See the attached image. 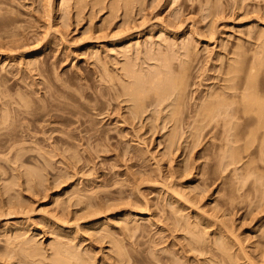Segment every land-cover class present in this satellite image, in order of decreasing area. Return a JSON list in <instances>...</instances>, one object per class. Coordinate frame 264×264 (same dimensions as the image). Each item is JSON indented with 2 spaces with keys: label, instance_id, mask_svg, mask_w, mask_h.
Instances as JSON below:
<instances>
[{
  "label": "rangeland",
  "instance_id": "374dc122",
  "mask_svg": "<svg viewBox=\"0 0 264 264\" xmlns=\"http://www.w3.org/2000/svg\"><path fill=\"white\" fill-rule=\"evenodd\" d=\"M3 1L9 34L20 43L10 36V45L6 35L0 40L6 46L0 53V264H22L25 252L17 247L31 240L46 256L57 240L76 247L92 264H169L173 258L208 264L209 254L187 247L185 221L207 234L208 247L219 237L229 240L226 249L241 259L230 261L264 264V162L242 153L222 174L218 127L212 123L195 142L191 112L224 85L230 61L243 62L245 70L264 46V0H69L65 6L51 0V8L50 0ZM184 44L195 62L171 143L166 104L147 99L134 118L115 80L127 57L141 73L159 67L156 57L172 50L183 52L171 54L179 64L187 58ZM42 108L50 116L42 118ZM33 110L41 111L35 123L15 118ZM11 136L26 140L15 144ZM248 159L260 176L241 170ZM25 170L38 179L28 183Z\"/></svg>",
  "mask_w": 264,
  "mask_h": 264
},
{
  "label": "bare ground",
  "instance_id": "6f19581e",
  "mask_svg": "<svg viewBox=\"0 0 264 264\" xmlns=\"http://www.w3.org/2000/svg\"><path fill=\"white\" fill-rule=\"evenodd\" d=\"M67 1L69 0H60V3L61 5H68L69 3H67ZM81 1V0H80ZM79 0L77 1L78 4L80 2ZM3 0H0V40L1 38H4L5 35L7 36V40H9V43H10V36L12 38V42L13 44H15L16 40L15 37H17V35H15V37L13 38V35L12 33L9 34V25L11 24H8L6 22V12L4 11V9H2L1 6H3ZM49 2V0H48ZM70 2V1H69ZM76 2V3H77ZM99 2V0H98ZM47 3V2H45ZM44 3V4H45ZM51 5V0H50V3ZM49 4H45V8H46V11L48 12L49 9L53 6H49ZM4 5H6L4 3ZM46 5H48L50 8H48V6L46 7ZM63 7V6H62ZM64 8H68L67 6L64 7ZM64 9V10H66ZM7 11V10H6ZM45 11V12H46ZM67 11V10H66ZM5 12V13H4ZM9 12V11H8ZM44 12V13H45ZM50 12L51 10L49 11V14L47 13V15L50 16ZM3 13L6 14L5 16H3ZM63 13V12H62ZM66 13V12H64ZM46 15V16H47ZM63 15V14H62ZM49 16H47L48 18H50ZM66 16V15H65ZM5 17V18H3ZM13 17V16H12ZM10 18V17H9ZM5 19V20H4ZM62 19V18H60ZM64 19V17H63ZM11 19L9 20V23H10ZM12 23V22H11ZM63 23H64V20H63ZM51 26V25H50ZM49 26V27H50ZM11 30V29H10ZM8 34V35H7ZM19 36V35H18ZM23 36V35H22ZM25 36V35H24ZM264 38V37H263ZM18 41L20 39V37L18 38ZM6 40V39H5ZM4 40V42H6ZM264 40V39H263ZM262 40V42H264ZM3 41V40H1ZM0 41V42H1ZM15 43H14V42ZM7 43V42H6ZM7 43V45L9 44ZM10 43V45H11ZM1 46H3V43H0ZM23 45V44H22ZM21 45V46H22ZM260 45H262L260 43ZM14 46V45H13ZM188 46V45H186ZM184 44V46L182 45L181 47H183V49H185V56L187 57L185 60L182 59V56L183 53L181 51V53H174L173 54V50H172V53H170V55H167L166 53H162L160 56L156 57L157 61L159 62L158 65L159 67H155L156 69H153L152 71H149L151 73H149L148 71L147 72H142L141 73V70H135V66L133 67V65L129 62L131 61H127L126 59H128V57L124 60L123 63H126V64H122L121 65V68L120 71L123 72V75H117V79L115 81H117V83H119L118 86H120L119 88V91L123 96L127 97L126 98V102H130L131 105H130V110L132 112V116L134 117V115H137L141 112H144V108L147 107V99H150L149 101V104H155L157 106H161V105H164V103L166 104L165 106H161V107H165V109L168 111L167 112V116H165L164 119H166V122L168 123H172V125L174 126L173 128V134L172 136H169V140L171 141V143H173V141L175 142V140L177 139V131H175V128L176 130L178 129V127H180L181 125V120H182V115H183V112L186 110H184V107H186V91H187V88L189 86V77L190 75H192V69L194 68L193 67V62H195V59H193L192 57L195 58V55L192 53V49L189 50V47L187 48ZM259 46V45H258ZM6 46H4V48H0L1 49H5ZM9 49H11L9 47V45L7 46ZM179 47L178 49V52L179 50H181ZM186 47V48H185ZM264 47V46H263ZM262 46L259 47V50H257V52L254 54V59L253 61H249L248 63V66L246 65V69L243 70V66H241L243 64V62L240 64L239 61H230L229 63V66L227 64V68L225 69V75H226V78H224V85L222 87H220L218 90H213V92H209V94H206V97H204V99H202L200 102H198L197 104H195V107L193 108V121H192V129L193 131L195 132L193 134V140H195V142L199 140V138H201L204 130H206L209 125H211L212 123L215 124V128L218 127V131H219V138L221 140V145L219 147V160H220V167L222 168L223 172L222 174H225V170L227 168H229V166H237L238 163H240V160L241 157H242V153H249L250 155H253V156H257L259 157V160H263L264 162V81H260L259 79V76L261 75V73L264 71L261 69L262 65H264V60H263V55H264V50H262L261 48H263ZM6 48V49H8ZM18 48V47H17ZM22 48V47H20ZM19 48V49H20ZM16 49V48H15ZM182 49V50H183ZM17 50V49H16ZM128 49L126 48V51ZM7 51V50H5ZM9 51V50H8ZM12 51V50H10ZM192 51V52H191ZM15 52V50H14ZM13 52V53H14ZM0 53H4L3 50H1ZM12 53V52H11ZM168 53V54H169ZM150 54V53H149ZM148 54V57H150ZM171 54H173L172 56H175V54L179 55L180 57V54L182 55L180 60H178V63L179 64H174L173 61H175V57H172ZM192 54L194 56H192ZM237 54V53H235ZM259 54H261V57ZM3 55V54H1ZM126 54H124L125 56ZM152 55V54H150ZM239 55V54H238ZM236 55V56H238ZM31 56V55H30ZM153 57L154 54L152 55ZM151 56V58H153ZM241 56V55H240ZM4 57H7L4 56ZM176 58V61L177 59ZM240 58H243V56H241ZM236 59H239L236 57ZM129 64H128V63ZM238 63V64H237ZM245 63V61H244ZM243 67V68H240L239 67ZM244 65V64H243ZM243 71H242V70ZM262 70V72H261ZM143 71V70H142ZM203 72V71H202ZM243 73V74H240V73ZM146 73V74H145ZM149 73V74H148ZM121 74V73H120ZM264 74V73H263ZM262 76V75H261ZM264 77V76H263ZM126 78V79H125ZM114 79V78H112ZM264 79V78H263ZM114 81V80H113ZM112 83V82H111ZM116 84V83H115ZM117 86V87H118ZM118 89V88H117ZM210 89V88H209ZM211 90V89H210ZM188 92V91H187ZM188 94V93H187ZM120 95V96H121ZM189 100V99H188ZM191 100V99H190ZM27 104V102L25 103ZM29 105V104H27ZM26 105V107H27ZM167 106V107H166ZM30 107V106H29ZM158 107V108H159ZM28 108V107H27ZM45 108V107H44ZM42 108V111H43V115H41V111L39 112L40 114H37L36 113V110L33 112H29V111H23V112H17V115L15 113V118H18V119H21V120H28V123L30 122L31 124L32 123H35V120H33V118H36L37 115H41L42 118L46 116H50L49 112L45 114V109ZM190 108V106H189ZM188 108V109H189ZM25 109V108H24ZM60 109V108H59ZM73 109V108H72ZM191 109V108H190ZM28 110V109H27ZM129 110V112H130ZM39 111V109H38ZM77 113V112H76ZM68 114V113H67ZM70 114V113H69ZM131 114V113H130ZM71 115V114H70ZM76 115V114H75ZM28 116L30 117V119L28 118ZM52 116V115H51ZM56 116V115H55ZM77 116V115H76ZM135 118V117H134ZM192 118V117H191ZM41 121V120H40ZM43 121V119H42ZM78 121V120H77ZM79 122V121H78ZM32 126V125H31ZM37 126V125H36ZM33 128V127H32ZM35 128V127H34ZM30 129V128H29ZM31 130V129H30ZM31 132V131H30ZM15 133V132H13ZM12 134V133H10ZM17 134V133H16ZM14 135V134H12ZM15 136V135H14ZM14 136H11L13 137V142L16 144L18 143L19 141H23L25 142L26 138H20L18 139V136L17 138L14 137ZM23 137V136H22ZM22 139V140H21ZM242 142L243 144L240 146V148H236V145L238 143ZM22 143V142H21ZM20 143V144H21ZM193 144H196V143H193ZM19 145V144H18ZM13 146H16V145H13ZM27 151V150H26ZM16 156V155H15ZM256 160V159H255ZM258 160V158H257ZM251 161V160H250ZM249 159H248V162H250ZM246 163V162H245ZM255 162L251 161L250 163L246 164L247 166H244V168L241 170H243L246 174L249 175V173L252 175V174H256V175H259V172H258V168L257 167H249V165L251 164H254ZM262 163V162H261ZM263 164V163H262ZM245 165V164H244ZM256 166V165H255ZM258 166V165H257ZM239 167V166H238ZM242 167V166H241ZM234 169V170H233ZM232 171H233V177H234V181H236V178L237 180H241L240 179V176L239 178L237 177V174H239V171H241L239 169V171H237V167L236 168H233ZM29 170V169H28ZM26 171L25 170V174H26V177L28 178L27 181L28 183L30 182L32 184V182H34V180H36V178L38 179V174H37V177H33L32 174H29V171ZM261 170V169H260ZM31 171V170H30ZM238 173H237V172ZM34 172V171H33ZM222 172V171H221ZM258 172V173H256ZM32 173V172H30ZM37 173V172H36ZM241 173V172H240ZM249 175V176H251ZM256 175H255V178H256ZM260 176V175H259ZM263 176V175H262ZM261 176V177H262ZM248 177V176H247ZM259 178L260 180V177H257V179ZM224 180V177L221 178ZM244 179V177H243ZM264 179V178H263ZM237 181L236 183L240 182V181ZM245 181V180H244ZM243 181V182H244ZM254 182V181H253ZM259 182V181H258ZM232 183H235L232 181ZM255 183V182H254ZM246 184V182H245ZM259 184V183H258ZM226 185V184H225ZM238 185V184H237ZM240 185V184H239ZM241 185H243L241 183ZM240 185V186H241ZM256 185V184H255ZM263 185V184H262ZM236 186V185H235ZM235 186H232V187H235ZM252 188H254V190L256 189L254 187V185L252 184ZM259 186V185H258ZM261 186V185H260ZM244 188V185L241 186ZM236 188V187H235ZM259 190H260V187H258ZM264 188V187H263ZM263 188L261 190H263ZM238 189V188H237ZM242 189V188H241ZM240 188L238 190H241ZM249 189V188H247ZM234 190V188H233ZM244 190V189H243ZM224 191V190H223ZM245 191V190H244ZM249 191V190H248ZM256 191V190H255ZM235 192V191H234ZM237 192V191H236ZM241 192H243L241 190ZM240 192V193H241ZM250 192H253V191H250ZM264 192V191H263ZM230 193V192H229ZM233 193V192H232ZM247 193V192H246ZM256 193V192H255ZM259 193H262V191H260ZM238 194V193H237ZM236 194V195H237ZM243 194V193H242ZM245 194V193H244ZM232 195V194H231ZM230 195V196H231ZM239 195V194H238ZM249 195V194H248ZM258 195V194H257ZM229 196V197H230ZM234 196V195H233ZM244 197V195H242ZM260 196V195H259ZM262 196V195H261ZM260 196V197H261ZM236 197V196H235ZM234 197V198H235ZM239 197V196H238ZM243 197H240V198H243ZM247 197V196H246ZM233 198V201H235ZM259 198V197H258ZM236 199V198H235ZM232 201V197L230 199ZM230 201V202H231ZM256 201V200H255ZM254 201V202H255ZM237 202V201H236ZM240 200H239V204H240ZM253 202V201H252ZM253 202V204H254ZM238 203V202H237ZM256 203V202H255ZM231 204H233L231 202ZM251 204V203H250ZM253 204H251L253 206ZM257 204V203H256ZM258 205V204H257ZM225 206V205H224ZM223 206V207H224ZM227 206V205H226ZM229 206V205H228ZM251 206V207H252ZM231 207V206H230ZM182 217V216H181ZM183 218V217H182ZM181 218V219H182ZM188 219V218H187ZM186 220V219H184ZM201 220V219H200ZM183 221V220H182ZM187 222V221H185ZM184 222V223H185ZM190 223V221H188ZM223 222V221H222ZM221 222L220 225H223ZM183 223V222H182ZM181 223V224H182ZM183 223V224H184ZM198 223V222H196ZM204 223V222H203ZM226 223V221H224V224ZM182 224V227H186L185 228V231L187 232L188 234V239L185 238V240H188L189 244L187 247H191V249L193 251H196L195 253H197L199 251V254H209V257H210V260H209V263L210 264H236L234 263L233 261L234 260H237V259H234L232 258L231 254H234V253H229V251H231L230 249H226V246L227 248L228 245V241L226 242L225 240H223L221 237L219 238H214L216 239L214 242V245L211 244L210 241H212L210 239V243L211 246H207L206 245V236L207 234L204 235L203 232H200L201 228L198 229L200 231H197V228H191V226H189V224L186 223L187 226H183ZM192 224V223H191ZM195 224V223H194ZM219 224V223H218ZM198 225V224H196ZM208 225V224H207ZM227 225V224H226ZM206 226V225H205ZM225 226V225H224ZM229 226V225H228ZM196 227V226H195ZM202 227V226H201ZM204 227V226H203ZM223 227V226H222ZM205 228V227H204ZM208 228V227H207ZM206 228V229H207ZM229 228H231L229 226ZM183 229V228H182ZM196 229V230H195ZM216 229V228H215ZM219 229V228H218ZM184 230V229H183ZM182 230V231H183ZM228 230L230 231V229L226 228V231L228 232ZM232 230V229H231ZM205 231V230H204ZM208 231V230H206ZM217 231V230H216ZM219 232V231H217ZM223 232V230L221 231ZM207 233H210V232H207ZM213 233V232H212ZM230 233V232H229ZM232 233V232H231ZM223 234V233H222ZM236 234V233H234ZM214 235V234H213ZM228 235V233H227ZM232 235V234H231ZM17 236V235H16ZM20 235H18L16 238H18ZM209 236V235H208ZM220 236H222L220 234ZM234 236V235H233ZM213 237V236H212ZM236 237V235L233 237V239ZM238 237V235H237ZM236 237V238H237ZM209 238V237H208ZM213 238V239H214ZM232 238V237H231ZM230 238V239H231ZM30 240V239H29ZM240 240V239H239ZM25 241V240H24ZM208 241V240H207ZM231 241V240H230ZM238 241V240H237ZM243 241V240H242ZM242 241H240V243H242ZM22 242V241H21ZM33 241H25L22 245H19L17 248L20 249L21 251L23 250L25 253H24V257L22 258V261L24 264H89L91 263L90 261L89 263L87 262L88 260H85V257H83L84 255L80 254L79 251L80 249L77 251L75 250L76 247H73V246H70V247H73V249H68V246L67 248H65L66 245L68 244H64L63 247L60 245V242L59 244L57 243L58 240L55 242L57 245H54L52 246V244L50 245L51 247V254L52 256H49L47 255L46 256V253L45 251L43 253L40 252V249L39 247H37V244L35 245L34 243H32ZM226 242V243H225ZM233 242V241H232ZM230 242V243H232ZM65 243V242H64ZM187 243V242H186ZM240 243L238 244H234L236 246H233V247H237L240 246ZM244 243V241H243ZM121 245V244H120ZM231 245V244H230ZM232 246V245H231ZM69 247V248H70ZM113 247L114 249L117 251V254L120 259L123 260V250H121L118 242H115L114 241V244H113ZM183 247V246H182ZM181 247V248H182ZM232 247V248H233ZM242 247V246H240ZM29 248L32 249L31 252H27V251H30ZM186 248V247H184ZM239 248V247H238ZM28 249V250H27ZM183 249V248H182ZM187 249V248H186ZM190 249V248H189ZM242 249V248H241ZM244 249V247H243ZM247 249V248H246ZM244 249V250H246ZM185 250V249H184ZM183 250V251H184ZM42 251V249H41ZM49 251V250H48ZM192 251V253H193ZM233 251V250H232ZM242 251V250H241ZM240 251V253L242 254L241 257H243V253ZM16 252V248H15V251ZM187 252V250H186ZM190 252V251H189ZM201 252V253H200ZM235 252V251H234ZM237 252V251H236ZM235 252V253H236ZM244 252V251H243ZM18 253V251L16 252ZM116 253V252H115ZM172 253V252H170ZM239 253V254H240ZM173 254V253H172ZM182 254V253H181ZM188 254V253H187ZM238 254V253H237ZM245 254V253H244ZM14 255V253L12 254ZM16 255V254H15ZM236 255V254H234ZM247 255V253H246ZM251 255V254H250ZM38 256L36 259L37 260H34L35 257ZM169 256H171L169 254ZM179 256V255H178ZM181 256V255H180ZM185 256V255H184ZM206 256V255H204ZM249 256V255H247ZM174 257V256H173ZM183 257V256H182ZM208 257V258H209ZM228 257V258H227ZM230 257L232 259H234L233 261H230ZM239 257V256H238ZM236 257V258H238ZM251 257V256H250ZM258 257V256H257ZM34 258V259H33ZM39 258V259H38ZM165 258V257H164ZM184 258V257H183ZM188 258V257H187ZM186 258V259H187ZM244 258V257H243ZM249 258V257H248ZM155 259V258H154ZM162 259V258H161ZM176 260V258H173ZM185 259V258H184ZM185 259V261H187ZM229 261H228V260ZM240 259V257H239ZM238 259V260H239ZM246 256H245V260H246ZM261 259H262V256H261ZM260 259V260H261ZM263 259H264V256H263ZM160 260V259H159ZM170 260L171 264H182L181 262H179V259L178 261L176 260ZM237 260V261H238ZM241 260V259H240ZM254 260V259H253ZM252 260V262H253ZM157 261V260H156ZM184 261V262H185ZM243 261V260H242ZM256 261V260H255ZM264 261V260H263ZM21 262V263H22ZM203 262V261H202ZM206 262V261H205ZM241 262V261H239ZM246 262V261H245ZM260 262V261H259ZM22 263V264H23ZM157 263H159L157 261ZM169 263V264H170ZM186 263V262H185ZM201 263V262H200ZM208 263V264H209ZM238 263V262H237ZM256 263V262H255ZM253 263V264H255ZM92 264V263H91ZM161 264V263H160ZM168 264V263H167ZM184 264V263H183ZM189 264V263H188ZM199 264V263H198ZM203 264V263H202ZM240 264V263H239ZM245 264V263H244ZM252 264V263H251Z\"/></svg>",
  "mask_w": 264,
  "mask_h": 264
}]
</instances>
